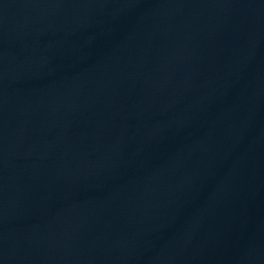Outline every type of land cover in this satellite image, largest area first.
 Here are the masks:
<instances>
[{"label":"water","instance_id":"obj_1","mask_svg":"<svg viewBox=\"0 0 264 264\" xmlns=\"http://www.w3.org/2000/svg\"><path fill=\"white\" fill-rule=\"evenodd\" d=\"M0 264H264V0H0Z\"/></svg>","mask_w":264,"mask_h":264}]
</instances>
